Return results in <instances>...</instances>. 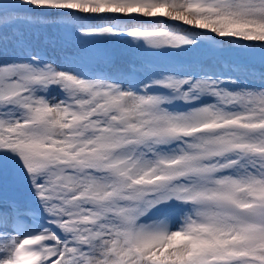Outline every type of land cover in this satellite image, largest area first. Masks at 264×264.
<instances>
[{"label": "snow or ice", "instance_id": "obj_1", "mask_svg": "<svg viewBox=\"0 0 264 264\" xmlns=\"http://www.w3.org/2000/svg\"><path fill=\"white\" fill-rule=\"evenodd\" d=\"M0 264H264V0H0Z\"/></svg>", "mask_w": 264, "mask_h": 264}]
</instances>
